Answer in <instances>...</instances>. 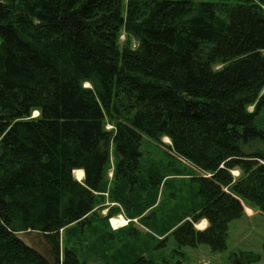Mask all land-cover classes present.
I'll list each match as a JSON object with an SVG mask.
<instances>
[{
	"label": "trees",
	"instance_id": "trees-1",
	"mask_svg": "<svg viewBox=\"0 0 264 264\" xmlns=\"http://www.w3.org/2000/svg\"><path fill=\"white\" fill-rule=\"evenodd\" d=\"M262 111L264 0H0V264H86L60 231L94 209L111 147L113 182L142 185L143 135L202 172L160 244L223 252L245 207L264 215Z\"/></svg>",
	"mask_w": 264,
	"mask_h": 264
},
{
	"label": "rangeland",
	"instance_id": "rangeland-1",
	"mask_svg": "<svg viewBox=\"0 0 264 264\" xmlns=\"http://www.w3.org/2000/svg\"><path fill=\"white\" fill-rule=\"evenodd\" d=\"M126 2L122 0L123 13ZM126 41L122 32L120 46ZM131 44L135 47L136 42L132 40ZM84 86L89 87V84L84 83ZM37 115V112L32 114L33 117ZM259 119L264 122V111ZM170 144L168 138L154 141L143 135L139 174L142 185L133 193L122 183L113 182L114 161L111 156L104 176L106 187L103 192L96 193L94 209L80 224L73 223L60 231L62 250L64 247L73 249L86 264H107L117 252L119 264H126L136 254L173 264L176 260H181L182 264H264V215L249 207L245 208L242 218L229 223L227 247L223 252H213L208 246L200 245L196 248L183 246L175 254L177 245L169 235L166 244H160L164 237L162 229L173 222L181 223L185 212L192 209L191 202L197 199L193 193L195 190L196 194L197 185L192 182V177L202 174L193 164L176 155ZM159 178L155 187L153 182ZM77 180L82 182L83 177ZM201 222L195 223L194 227L206 228L208 222L205 220L204 228ZM18 236L51 258L40 233L23 232Z\"/></svg>",
	"mask_w": 264,
	"mask_h": 264
},
{
	"label": "bare ground",
	"instance_id": "bare-ground-1",
	"mask_svg": "<svg viewBox=\"0 0 264 264\" xmlns=\"http://www.w3.org/2000/svg\"><path fill=\"white\" fill-rule=\"evenodd\" d=\"M75 177L82 179L83 177V171L82 170H75L74 171Z\"/></svg>",
	"mask_w": 264,
	"mask_h": 264
},
{
	"label": "crops",
	"instance_id": "crops-1",
	"mask_svg": "<svg viewBox=\"0 0 264 264\" xmlns=\"http://www.w3.org/2000/svg\"><path fill=\"white\" fill-rule=\"evenodd\" d=\"M113 150V147H111V151ZM111 156L113 158V161H114V151L111 152ZM114 163V162H113ZM114 166V165H113ZM77 179V178H76ZM201 221H205V220H201ZM117 222V221H116ZM125 223V222H124ZM204 223V222H202Z\"/></svg>",
	"mask_w": 264,
	"mask_h": 264
}]
</instances>
